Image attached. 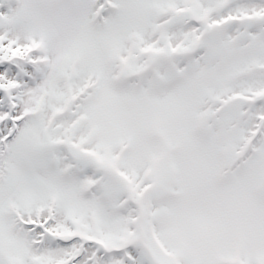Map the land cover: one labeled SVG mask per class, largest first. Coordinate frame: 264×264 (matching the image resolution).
<instances>
[{
    "label": "snow or ice",
    "instance_id": "1",
    "mask_svg": "<svg viewBox=\"0 0 264 264\" xmlns=\"http://www.w3.org/2000/svg\"><path fill=\"white\" fill-rule=\"evenodd\" d=\"M0 264H264V0H0Z\"/></svg>",
    "mask_w": 264,
    "mask_h": 264
}]
</instances>
